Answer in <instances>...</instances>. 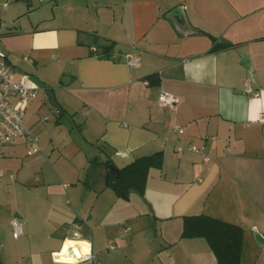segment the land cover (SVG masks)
I'll use <instances>...</instances> for the list:
<instances>
[{
	"label": "crops",
	"instance_id": "0c3cea01",
	"mask_svg": "<svg viewBox=\"0 0 264 264\" xmlns=\"http://www.w3.org/2000/svg\"><path fill=\"white\" fill-rule=\"evenodd\" d=\"M31 2L0 10V53L45 92L25 112L39 150L0 151V264H216L204 238L181 237L200 214L243 229L239 264L264 253V0ZM157 151L143 194L105 185L107 160Z\"/></svg>",
	"mask_w": 264,
	"mask_h": 264
},
{
	"label": "trees",
	"instance_id": "16d2710c",
	"mask_svg": "<svg viewBox=\"0 0 264 264\" xmlns=\"http://www.w3.org/2000/svg\"><path fill=\"white\" fill-rule=\"evenodd\" d=\"M215 37L212 40L215 41ZM231 44H215L212 49L230 47ZM112 43L103 45L99 56H109ZM148 84H156L158 74L145 77ZM51 90L50 88H47ZM94 161V160H92ZM163 163L162 151L136 158L123 168H117L118 176L109 168L110 160L105 162V185L110 187L117 197L127 200L132 190L143 194L148 171L150 168H161ZM181 237H202L207 242L216 259V264H239L242 251L243 229L230 223L207 215L183 216Z\"/></svg>",
	"mask_w": 264,
	"mask_h": 264
},
{
	"label": "built area",
	"instance_id": "2783aa9c",
	"mask_svg": "<svg viewBox=\"0 0 264 264\" xmlns=\"http://www.w3.org/2000/svg\"><path fill=\"white\" fill-rule=\"evenodd\" d=\"M10 1L0 0V10L5 9ZM138 62V54H126L125 63L128 66H136ZM40 90L41 86L30 74L17 73L6 56L0 53V151L3 146L12 145L20 138L27 141V155L39 150L37 138L26 125L24 117L27 108ZM158 100L161 104L171 107L176 103L175 96L168 92H161ZM261 120L264 121V115ZM190 148L196 149L194 145ZM181 149L178 147L177 151ZM10 226L13 238H19L23 234V223L20 218L13 217Z\"/></svg>",
	"mask_w": 264,
	"mask_h": 264
},
{
	"label": "rangeland",
	"instance_id": "374dc122",
	"mask_svg": "<svg viewBox=\"0 0 264 264\" xmlns=\"http://www.w3.org/2000/svg\"><path fill=\"white\" fill-rule=\"evenodd\" d=\"M20 1H22L23 3H24V5L26 6V7H28V3H27V0H20ZM32 4H33V7L34 8H36V7H38V6H40V7H42L41 9H40V11L41 12H44V14L45 15H50V14H52L53 13V10H55V9H58V8H62V4L61 3H58V0H55L54 2H52V0H32V2H31ZM57 5H58V7H57ZM60 5V6H59ZM57 7V8H56ZM31 75V74H30ZM34 79H36V77L35 76H32ZM37 80V79H36ZM52 91V90H51ZM43 95H45V92H44V90H42L41 89V91L39 92V95H38V99L40 98V97H42ZM54 95V94H53ZM38 99L35 101V102H37L38 101ZM35 102H31V107H30V109L31 108H33L34 106H35ZM30 109H29V111H30ZM28 111V112H29ZM28 114V113H27ZM26 114V115H27ZM26 118V116L24 117V119ZM13 238V237H12ZM249 250V254L248 255H246L245 257H247L248 256V259H249V261H248V264H253V258L254 259H258V262H259V264H260V262H261V264H264V253H262V247H260L259 249H258V251H261L260 253H258V252H256V253H254V254H252L251 255V252L253 251V249H251V248H249L248 249ZM257 251V250H256ZM257 255V257H255Z\"/></svg>",
	"mask_w": 264,
	"mask_h": 264
},
{
	"label": "water",
	"instance_id": "95a60500",
	"mask_svg": "<svg viewBox=\"0 0 264 264\" xmlns=\"http://www.w3.org/2000/svg\"><path fill=\"white\" fill-rule=\"evenodd\" d=\"M63 81L65 82V80ZM48 95L50 97V102L60 110V107L58 103L55 101L53 92L51 90H48ZM109 168L116 174V176H118V170L114 165H110Z\"/></svg>",
	"mask_w": 264,
	"mask_h": 264
},
{
	"label": "bare ground",
	"instance_id": "6f19581e",
	"mask_svg": "<svg viewBox=\"0 0 264 264\" xmlns=\"http://www.w3.org/2000/svg\"><path fill=\"white\" fill-rule=\"evenodd\" d=\"M82 243L84 244V248H88V247H87L88 245H87L86 243H84V242H82ZM73 246H78V245L75 244V245H73ZM76 252H77V254H80V255L83 254L82 249H80V248H79V250L77 249ZM71 255H72V256H75V253H73V251H71ZM77 257H78V256H77Z\"/></svg>",
	"mask_w": 264,
	"mask_h": 264
}]
</instances>
